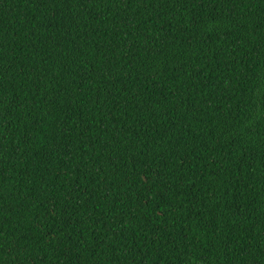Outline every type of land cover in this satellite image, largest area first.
Masks as SVG:
<instances>
[{
  "label": "trees",
  "instance_id": "1",
  "mask_svg": "<svg viewBox=\"0 0 264 264\" xmlns=\"http://www.w3.org/2000/svg\"><path fill=\"white\" fill-rule=\"evenodd\" d=\"M0 264H264V0H0Z\"/></svg>",
  "mask_w": 264,
  "mask_h": 264
}]
</instances>
